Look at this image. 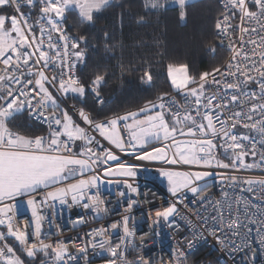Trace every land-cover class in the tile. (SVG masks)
Here are the masks:
<instances>
[{"label":"snow or ice","instance_id":"snow-or-ice-1","mask_svg":"<svg viewBox=\"0 0 264 264\" xmlns=\"http://www.w3.org/2000/svg\"><path fill=\"white\" fill-rule=\"evenodd\" d=\"M190 2L178 0L182 18L187 15L184 9ZM111 3L112 0H0V226L6 227V232L0 231L2 264H25L15 249L7 244L6 237H13L19 243L29 258V264H34L38 254L44 257L40 264H81V261L87 264L89 249H100L101 255L107 253L109 258L105 264H151L143 255L137 256L134 261H129L124 255L130 246L133 249L136 247L132 209L139 203L141 195H149L148 191L141 192L139 184L123 181L137 198H127L126 207L122 205L120 219L112 221L107 227L100 226L86 233L89 242L77 246L75 254L69 252V245L63 241L53 244L45 242L47 237L41 239L42 222L46 219L42 210L54 208L58 202L70 208L79 205L85 210H92L93 218H103L109 208L100 195V184L104 183L100 173L104 176L135 178L141 170L139 161L163 162L168 166H162L159 175L166 179L174 200L187 191L201 201L208 200L205 193L211 185L202 183L208 177L220 175L223 180L233 184L238 183L240 177L208 170L179 171L173 166L224 170L257 167L256 164L245 163L244 158L248 155L257 157L258 144L259 161L264 165V51L259 53V61L252 58L241 68L234 63L240 52L233 45L232 62L225 66L224 71L217 67L198 76L188 74L187 64L178 67L170 65L171 84L177 89H187L186 102L187 97H192L194 106L190 110H181L175 101L166 105L163 102L166 93L158 97L159 103L148 101L138 111L129 110L121 115L104 110L107 101L100 90L102 85L107 84L108 72L96 68L91 76L76 74L78 64L87 66V53L81 45L87 47L88 37L69 35L64 22L67 19L65 13L73 8L79 10L81 22H93V13L110 7ZM165 3L166 0H147L145 6L161 9ZM229 6L239 11L241 33L250 31L243 26L245 20L255 22L264 29V0H228L225 8ZM24 7H38L39 17L35 23L39 27V35L33 32V24L29 22L30 13L21 11ZM8 9H12L14 14H9ZM138 22L143 23L144 18L140 17ZM6 24H10V27H6ZM215 28L219 32L231 28L229 15L222 14ZM251 31L255 32L256 29L252 28ZM53 32L62 41V48L53 42ZM105 38H108L107 33ZM240 39L243 40V36ZM248 43L259 46L256 40H249ZM259 43H264V36L260 37ZM69 47L73 50L70 63L66 60ZM105 48L108 49V46L105 45ZM243 56L245 60L249 59L248 52H244ZM238 73L242 79L237 78ZM210 77L212 85L222 84L224 94L205 95V85ZM229 77L233 78L232 82H227ZM140 79L142 83L150 84L152 75L145 72ZM250 82L258 85V91L249 89ZM193 84L197 86L190 87ZM229 90L231 95L227 94ZM70 93L73 94L71 99L79 100L85 106L88 105L87 97L91 96V110L77 107L76 104L63 107L62 101L66 102L64 98ZM97 104L101 107L97 108ZM233 106L239 110L234 111ZM245 106L247 111L244 110ZM69 109L73 110L72 114ZM45 111H49V115L46 116ZM25 112L30 120L36 122L35 126L14 131L9 124H13L15 118ZM73 115L79 118L83 127L74 121ZM256 115L260 118L254 119ZM39 122H43L42 125ZM238 127L255 130L257 135L251 137L243 132L238 133ZM122 130L127 136L122 134ZM244 141L248 142L247 147ZM218 144L229 162L217 158ZM115 150L132 159L122 160ZM90 173L95 174L88 175ZM112 182L107 181L109 184ZM244 183L249 186V191L255 184L264 188V179H247ZM222 195L225 200L228 199L227 192ZM119 197L126 198V193L119 192ZM18 198H23V203L34 218L33 242L29 241L27 225L24 230L17 225ZM227 208H231V205H227ZM176 215L178 209L175 202L154 214L150 213L153 225L167 222L170 228L179 227ZM226 215L227 209L221 206L217 216L211 219L215 222ZM228 218L233 223L238 219L235 215ZM202 219L204 230H209L208 218ZM86 222L84 216H78L72 223L78 225ZM225 227L233 232L238 231L231 224ZM121 230L114 242L111 233ZM217 231H222L218 224L212 227L210 234L217 236ZM200 239H203L202 234L193 231L191 239L185 238L187 252L176 248L174 258L167 264H189L190 255ZM260 242L264 245V237H260ZM251 259L255 261L254 252Z\"/></svg>","mask_w":264,"mask_h":264},{"label":"built area","instance_id":"built-area-1","mask_svg":"<svg viewBox=\"0 0 264 264\" xmlns=\"http://www.w3.org/2000/svg\"><path fill=\"white\" fill-rule=\"evenodd\" d=\"M227 2L228 0H219L221 11L217 20L222 19V14H228L231 28L226 32H219L215 29V34L218 37L219 43L223 41L220 45L227 52V57L224 63L219 67L222 71L225 70V66L229 62H232L231 57L233 56V52L231 49L233 45L236 47L237 51L240 52V56L237 57V60L234 63H238L241 68H244L246 64L250 63L252 58L259 61V53L264 51V43H259L260 37L264 36V29L255 22H248L245 20L243 26L249 28L250 31L248 33H241L239 28L241 25L239 11L232 10L230 6L225 8ZM249 6L252 7L251 4ZM177 7H180V5L178 4ZM253 10L255 9L253 8ZM21 11L26 14L30 13L31 19L29 22L33 24V32L39 35V27L35 23L39 17L38 7L35 9L24 7ZM34 11H36V17L33 15ZM64 28L69 35L75 37L69 32L65 22ZM252 28H255L256 31L252 32ZM52 36L53 42L58 44V48H62V41L58 40V34L53 32ZM241 36H243V40L240 39ZM249 40H256L259 46L257 47L248 43ZM253 49H255L254 56ZM72 51L73 50L69 47L68 56L66 58L69 63L73 59ZM244 52H248V60L244 59ZM49 67L52 68V65H49ZM75 71L78 75V65ZM237 78L242 79V77H239V73L237 74ZM217 79H220V77L217 76ZM232 80L233 78L231 77L227 78V82H232ZM206 85L207 89L205 95H211L213 93L224 94L222 84L221 86L212 85L211 77ZM249 89L258 91V85L250 82ZM249 89L245 90L247 91ZM186 91L187 89H182L167 93L163 102L168 105L175 101V103L180 106L181 110L185 108L190 110L194 105L192 104V97L190 96L187 97L186 102ZM227 94L231 95V90H229ZM101 96L108 104L110 100L102 94ZM64 100L66 101V97ZM153 101L157 103L160 102L158 98ZM67 104L68 106L70 105L69 103ZM98 106L101 107L100 105ZM77 107L81 106L77 105ZM70 110L73 112L72 109ZM233 110L235 111L239 109L233 106ZM244 110L247 111V106H245ZM123 114L124 113H121V115ZM45 115H49V111H45ZM75 117L81 125L84 126L76 115ZM259 118V115L254 116V119ZM39 123L42 125L43 122ZM236 131L238 133L243 132L251 137H256L257 135L255 130L242 129V127H238V130ZM122 134L127 136V133L124 132V130H122ZM178 139H189V137H178ZM243 143L246 147L248 146L247 141H244ZM257 150V157L254 158L251 155H248L244 158L245 163L258 165L253 168L245 169L240 167L236 170H224L222 168L202 169L196 166L187 165L173 166L176 169H182L184 171L208 170L217 174L236 175L240 177V181L235 184L231 181L223 180L220 175L208 177L206 181L202 182L211 185L205 193V195L208 196V200L206 201H201L198 196L187 191L182 197H178L174 200L168 190L151 177L145 175H137L135 178L120 176L108 177L104 176L101 172L102 179L106 183L109 180L113 181L110 188L100 189V195L105 200L109 212L105 214L103 218H93L94 213L90 209L85 210L79 205H74L70 208L67 205L61 206L57 202L54 208L42 210V214L46 216V219L42 222V237L43 239L47 237V239H45L46 243L55 244L57 241L67 243L69 245V252L75 254L77 246L89 242L86 233L93 228H98L100 226L107 227L112 221L120 219L123 214L122 205L126 207L127 198H137L135 194L130 193L127 189V185L123 183L124 180H128L129 183H133L134 185L139 184L141 192H149L147 197L141 195L139 197V203L132 209L131 215L135 217L136 238L134 243L136 247L133 249L130 246L129 250L124 253L129 261H134L137 256L143 255L146 259L150 260L151 264H167V262L174 258V250L176 248L184 249L187 252V249L185 248V238L191 239L192 232L198 231L202 234L203 239L199 240L196 248L191 253L189 264H264V245L260 242V237H264V188L259 184H255L252 186V190L249 191V186L244 183L247 179L257 181L264 179V165H261L259 161V144L257 145ZM115 151L124 161H130L132 159L131 156L125 153H120L119 150ZM228 155L231 154L229 153ZM217 158L224 162H229L219 144L217 147ZM138 163L141 165V169L151 167L161 168L162 166L168 167L163 164V162L139 161ZM91 174L95 173H90L88 175ZM121 191L126 193V198L119 197V192ZM224 192L228 193L227 200H225L222 195ZM218 201L220 202L219 204H217ZM173 202L177 203L178 215H176L175 219L176 224L179 227L170 228L167 226V222H161L159 226L153 225V217L150 216V213L154 214L157 210H163ZM227 205H231V208H227ZM221 206H224L227 209V215L223 219L213 222L211 217L217 216ZM233 215L238 217V219L235 220V223L228 218ZM78 216H84L87 222L85 224L73 225V220ZM202 218H208L209 230L207 231L204 230L205 225ZM16 222L22 230H24L25 224L27 225L26 231L29 234V241L33 242L35 237L32 233L34 231L35 221L27 208H23L17 212ZM216 224L222 229V231H217L219 239H217V236L210 234L212 227ZM226 224H231L232 227L237 228L238 231L233 232L229 227H225ZM132 226V221H130V227ZM121 232L122 230L111 233L114 242ZM141 244L143 245L142 248L140 247ZM202 251H205L204 254H201ZM253 252L255 253L254 262L251 259ZM108 258L107 253L101 255L100 249L94 251L89 249L87 264H95L96 262L105 263ZM81 264H84V262L81 261Z\"/></svg>","mask_w":264,"mask_h":264},{"label":"trees","instance_id":"trees-1","mask_svg":"<svg viewBox=\"0 0 264 264\" xmlns=\"http://www.w3.org/2000/svg\"><path fill=\"white\" fill-rule=\"evenodd\" d=\"M218 1L191 2L185 6L187 15L183 18L179 7L146 9L143 0H114L110 7L93 13V22H81L76 8L67 11L65 23L69 32L75 37H88L87 47L81 45L87 53V66L78 64V75L91 76L96 68L107 71V84L100 90L110 100L104 110L121 114L137 110L146 102L175 91L170 81V65L187 64L188 74L192 76L211 72L227 57L215 34L221 11ZM8 12L12 13V9ZM33 15L36 17V11ZM140 17L144 18L143 23L138 22ZM145 72L152 75L150 84L141 82ZM72 95L66 97L65 104H77L91 110L93 100L90 96L85 106L79 100L71 99ZM35 123L25 112L18 115L9 127L14 131L31 129ZM7 242L25 264H29V258L17 244L10 239ZM38 261L36 259L34 264Z\"/></svg>","mask_w":264,"mask_h":264},{"label":"rangeland","instance_id":"rangeland-1","mask_svg":"<svg viewBox=\"0 0 264 264\" xmlns=\"http://www.w3.org/2000/svg\"><path fill=\"white\" fill-rule=\"evenodd\" d=\"M9 14H12V13L9 12ZM6 27H10V24H6ZM13 35H15V34L13 33ZM223 63H224V62H223ZM62 106L65 107V108H68L67 104H65L63 101H62ZM159 169H160V168H153V167H151V168H146V169H144V171L140 170V172H139L138 174H144V173H147L148 177H151V178L154 179L156 182H158L161 186H163L166 190L169 191V187H168V184H167L166 179H165L164 177H162V176L159 175ZM174 169H175V170H179V171H184V170H182V169H176V168H174ZM108 177H110V176H108ZM104 185H106V186H111L112 183L109 184V183H105V182H104V183L100 184V187L103 186V188H105ZM19 207H20V205H19ZM19 207H18V210H20ZM26 208H27V210H29V212H30V209H29L28 207H26ZM18 210H17V212H18ZM30 214H31V212H30ZM34 224H35V222H34ZM42 233H43V229H42ZM42 236H43V235H42ZM42 236H41V239H43ZM7 239H10V240L14 241V242L17 244L19 250H21V251L23 252V249L21 248V246L19 245V243H18L17 241H15V239H14L13 237H6V241H7ZM8 243H9V242H7V244H8ZM8 245H10V244H8ZM10 246H11V245H10ZM11 247H12V246H11ZM16 254H17V253H16ZM24 254H25V253H24ZM25 255H26V254H25ZM36 259H39L38 264H40V261H41L42 259H44L43 254H38V256H37Z\"/></svg>","mask_w":264,"mask_h":264},{"label":"crops","instance_id":"crops-1","mask_svg":"<svg viewBox=\"0 0 264 264\" xmlns=\"http://www.w3.org/2000/svg\"><path fill=\"white\" fill-rule=\"evenodd\" d=\"M112 1H114V0H112ZM195 1H199V0H191V2H195ZM190 2V3H191ZM219 2V1H218ZM143 3H144V5H146L147 4V0H143ZM178 0H166V3H165V6L163 7V8H161V9H164V8H168V7H177L178 6ZM220 6V5H219ZM146 7V6H145ZM179 8H181V7H179ZM146 9H155V8H151V7H146ZM11 13V12H10ZM13 14V13H12ZM170 81H171V77H170ZM173 86V85H172ZM197 85H195V84H193V85H190V87H196ZM173 88H174V90H182V89H177V88H175L174 86H173ZM206 89H207V85H205V91H206ZM133 111H138V109L137 110H133ZM70 114H72V111L70 110ZM149 114H151V113H149ZM167 118V117H166ZM73 119H74V121H76V123H79L80 125H81V123L77 120V118L75 117V115H73ZM82 126V125H81ZM83 127V126H82ZM79 143V142H78ZM105 182V181H104ZM106 183V182H105ZM104 187L105 188H103V186H101L100 187V189H108V188H110L111 186H106V185H104ZM18 201H20L19 202V205H20V207H19V209L21 210V209H25L27 206H26V204L25 203H23V198H18ZM19 211V210H18ZM0 231H5L6 232V227L5 226H0ZM0 246H3V244L2 243H0ZM0 264H2V262H0Z\"/></svg>","mask_w":264,"mask_h":264}]
</instances>
